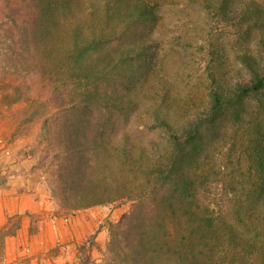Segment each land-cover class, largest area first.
<instances>
[{
	"label": "trees",
	"instance_id": "trees-1",
	"mask_svg": "<svg viewBox=\"0 0 264 264\" xmlns=\"http://www.w3.org/2000/svg\"><path fill=\"white\" fill-rule=\"evenodd\" d=\"M200 2L239 37L259 36L234 54L237 68L211 51L206 104L192 110L187 97L175 124L168 110L184 98L153 37L162 0H0L4 57L41 78L14 118L57 122L62 204L132 201L114 264H264V115L248 110L255 100L264 114V0ZM228 120L244 126L248 146L235 165L201 166Z\"/></svg>",
	"mask_w": 264,
	"mask_h": 264
},
{
	"label": "rangeland",
	"instance_id": "rangeland-1",
	"mask_svg": "<svg viewBox=\"0 0 264 264\" xmlns=\"http://www.w3.org/2000/svg\"><path fill=\"white\" fill-rule=\"evenodd\" d=\"M200 1L162 0L164 3L160 9L161 20L153 36L160 41L161 71L177 83L180 89L179 98H184L182 104L173 103L174 109L168 110L175 124L183 123L182 119L187 112L186 109L178 107L186 105L187 97L192 101V110L206 104L207 72L212 64L211 51L217 48L221 61L237 68L239 62L234 54L254 45L259 36V32H255L247 39L239 37L238 32L214 18ZM1 33L0 29V172L1 168L8 169L10 163L18 162L21 169L28 167L45 183L57 213L72 214L86 210L72 211L61 202L56 183L58 159L55 158V153L59 151L55 133L57 122L52 119L47 125L43 122L45 114L32 123L17 122L14 118L18 110L22 115L21 109L28 107V98L36 95V83L41 82V78L33 76L32 81L25 73H14L10 62L4 57L7 52ZM219 68L221 69L220 66ZM248 105L251 115L256 113L263 117L257 101L251 100ZM57 110L54 108V112ZM137 112L141 114L137 124L141 125L148 116L147 109L142 111L138 108ZM219 131V139L208 143L205 151L201 153V166L204 160L216 169L222 162L235 165V161L248 146V135L244 126L228 120L219 127ZM152 136L154 135L147 133L141 138L144 140ZM5 177L6 174L0 173V183L6 180ZM131 207V200L121 199L104 206L88 208L101 217L98 222L100 236L95 239L98 236L96 233L87 237L76 247L74 256H68L63 264H114L112 262L117 259L112 250L114 233L124 226L125 217Z\"/></svg>",
	"mask_w": 264,
	"mask_h": 264
},
{
	"label": "crops",
	"instance_id": "crops-1",
	"mask_svg": "<svg viewBox=\"0 0 264 264\" xmlns=\"http://www.w3.org/2000/svg\"><path fill=\"white\" fill-rule=\"evenodd\" d=\"M0 173V264H63L87 237L99 238L94 210L57 213L45 183L18 162Z\"/></svg>",
	"mask_w": 264,
	"mask_h": 264
},
{
	"label": "built area",
	"instance_id": "built-area-1",
	"mask_svg": "<svg viewBox=\"0 0 264 264\" xmlns=\"http://www.w3.org/2000/svg\"><path fill=\"white\" fill-rule=\"evenodd\" d=\"M5 153H8V151H6Z\"/></svg>",
	"mask_w": 264,
	"mask_h": 264
}]
</instances>
